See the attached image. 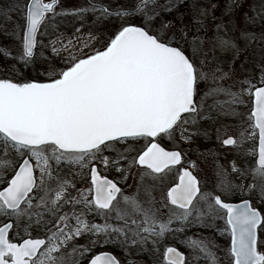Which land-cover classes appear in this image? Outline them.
<instances>
[{
  "label": "snow or ice",
  "instance_id": "6c2138e0",
  "mask_svg": "<svg viewBox=\"0 0 264 264\" xmlns=\"http://www.w3.org/2000/svg\"><path fill=\"white\" fill-rule=\"evenodd\" d=\"M171 7L159 0L116 9L85 0L70 11L61 0L0 6V34L18 49L13 55L0 46V54L24 65L44 48L42 29L59 28L58 17L81 20L70 38L54 31L42 73L0 78V264H139L127 259L133 250L153 264H264V65L258 80L237 81L218 64L206 70L198 50L185 47L187 33L161 18ZM87 15L123 22L108 35L82 39ZM220 95L228 99L216 102L215 118L232 123L220 124L218 131L231 134L217 139L256 159L247 168L233 161L231 172L217 166L209 187L196 162L166 139L189 124L196 131L185 136L182 128L181 136H198L199 121L213 119L201 115L206 100ZM196 226L215 228L228 244L221 249L203 236H185L186 256L166 242ZM85 236L88 242L78 243ZM102 245L121 249L124 259L95 250Z\"/></svg>",
  "mask_w": 264,
  "mask_h": 264
},
{
  "label": "rangeland",
  "instance_id": "374dc122",
  "mask_svg": "<svg viewBox=\"0 0 264 264\" xmlns=\"http://www.w3.org/2000/svg\"><path fill=\"white\" fill-rule=\"evenodd\" d=\"M136 1L132 0V5ZM11 3L12 0H0V6H6ZM61 3L64 5L65 10L70 11L74 7L83 5L85 1L73 0L71 2L70 0H61ZM159 3L161 7L168 4L172 5L170 11L161 12V18L165 21H171L174 31L183 30L187 33V44H185V47L194 46L198 50L197 62L203 61L206 70L218 64L226 72L231 69L237 81H242L249 77L259 79L260 66L264 65V0H159ZM10 14L13 16V20H15L16 14ZM57 19L60 24L59 28L56 25H49L47 29L41 30L47 34L42 37L38 36V40L42 41L44 48L38 47L35 62L28 65L29 76L24 74L25 77H22V68L19 63L0 54V78L2 76H14L15 78L18 76V78L29 79L43 72L42 66L46 64L50 53L49 40L56 39V36L53 34L54 31L62 33L64 37L70 38L75 28L80 27L81 24V20L78 17H66L64 19L58 17ZM115 20L112 19V23ZM2 22V18H0V23ZM108 24H110V19H97L93 15H87L84 18L80 35L82 39H87L90 33L97 38L105 36V34L108 35L106 32ZM221 38L230 41V44L222 46L220 43ZM63 43L66 44L67 40L65 39ZM4 45L12 51L13 55L18 51L16 44L10 38L0 34V46ZM92 46L99 47V44L92 41ZM56 47L60 48L61 45L57 44ZM83 51L91 52L92 47L84 48ZM66 54L65 52H61V55ZM74 54L80 55L81 52L75 51ZM228 82L231 83V81ZM227 99V96L220 95L215 97L210 96L206 100L205 108L201 115L211 116L213 114V119H211L209 124L205 125L203 119L199 121L198 136H193L191 140L181 136L182 128L187 129V132L184 133L185 136L196 131L189 124L177 128L171 141L166 139V143H169L172 147L178 146L187 155L188 159L196 162V166L208 182L209 187L212 186V182L215 180L217 166L222 165L231 172L233 161H236L238 166L243 164L247 168L249 165L254 164L256 159L251 155L242 158L239 149L232 146H224L220 142V139L226 138L227 135L231 134L230 131H218L220 124H230L232 121L224 120L222 116L217 120L215 117L219 115V111L215 109V105L217 101L223 102ZM209 105L213 106V110H209ZM246 105V107L241 109L243 116H247L250 108L247 100ZM218 136H220V139H217ZM97 166L101 168L103 175L116 180L120 179L119 173L111 170V168L104 170L102 166ZM73 170H76L74 166ZM233 177L236 182H240L239 177H236L235 174H233ZM127 183L131 184L132 181L129 180ZM243 183L245 189L242 195L247 197V185L251 183V179L244 180ZM120 184L123 187L125 182L120 180ZM237 198H240V196L233 197V200ZM253 204L259 206V199H253ZM91 219L92 217H89V220ZM4 222L5 218L0 214V224ZM217 227L223 228V221H218ZM185 236H203L206 240L211 241L213 245L221 249L229 242L228 237L221 235L215 228H203L200 226L186 229L184 233H177L175 236H168L166 242L169 246L181 248L187 256L190 253V248L181 244V240ZM87 242V236L78 240L80 244ZM109 247H112V251H114L118 258L124 259V253L121 249L115 248L112 245H102L100 248L109 249ZM162 251L159 256L161 260H163ZM127 259L138 260L139 264H153L149 256L143 254L137 255L135 250H133V255L127 257ZM188 264H197V262L189 259ZM199 264H204V261H199Z\"/></svg>",
  "mask_w": 264,
  "mask_h": 264
},
{
  "label": "flooded vegetation",
  "instance_id": "af4514ba",
  "mask_svg": "<svg viewBox=\"0 0 264 264\" xmlns=\"http://www.w3.org/2000/svg\"><path fill=\"white\" fill-rule=\"evenodd\" d=\"M45 1H49V0H45ZM71 2H73V0H70ZM76 1V0H75ZM83 1V0H82ZM85 1V0H84ZM141 0H137L135 3L140 2ZM100 2H102L104 5L110 6L111 9H116L118 5H122L124 7H131L132 6V0H100ZM128 3V4H127ZM125 19H127V17H125ZM123 21L120 19H116L113 23H112V19H110V24H108V27L106 28V32L109 34L112 31L115 30L116 27L119 26L120 23H122ZM107 35V34H105ZM213 115V114H212ZM211 115V117H212ZM216 120V119H215ZM204 121V125L205 124H209L211 119H203ZM98 167V166H97ZM121 186V184H120ZM122 187V186H121ZM240 200V198L234 199L233 201H238ZM176 247V246H175ZM112 247H109V249H103V248H97L95 249L96 251H100V250H106V251H111L114 253V251H112L113 249H111ZM180 251L184 252L181 248L177 247ZM185 253V252H184ZM115 254V253H114ZM116 255V254H115ZM186 255V253H185Z\"/></svg>",
  "mask_w": 264,
  "mask_h": 264
},
{
  "label": "trees",
  "instance_id": "16d2710c",
  "mask_svg": "<svg viewBox=\"0 0 264 264\" xmlns=\"http://www.w3.org/2000/svg\"><path fill=\"white\" fill-rule=\"evenodd\" d=\"M19 65H20L21 68H22V73H23V75H24V74L28 75V72H29V70L27 69V68H28V65H24L23 62H20ZM23 75H22V77H25V75H24V76H23ZM28 76H29V75H28ZM2 77H4V76H2ZM8 77H14V76H8ZM16 78H18V76H17ZM20 78H21V77H20ZM31 78H32V77H31Z\"/></svg>",
  "mask_w": 264,
  "mask_h": 264
},
{
  "label": "water",
  "instance_id": "95a60500",
  "mask_svg": "<svg viewBox=\"0 0 264 264\" xmlns=\"http://www.w3.org/2000/svg\"><path fill=\"white\" fill-rule=\"evenodd\" d=\"M47 2H49V1H47Z\"/></svg>",
  "mask_w": 264,
  "mask_h": 264
}]
</instances>
